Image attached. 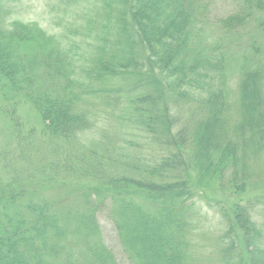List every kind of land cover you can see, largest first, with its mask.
Returning a JSON list of instances; mask_svg holds the SVG:
<instances>
[{"label": "trees", "instance_id": "1", "mask_svg": "<svg viewBox=\"0 0 264 264\" xmlns=\"http://www.w3.org/2000/svg\"><path fill=\"white\" fill-rule=\"evenodd\" d=\"M209 3L90 0L80 22L53 33L7 19L14 7L0 0V115L11 129L0 264H121L100 215L123 264H264V197L208 203L212 225L192 192L195 168L238 192L264 176L260 44L226 72L227 36L248 22L264 33V0H234L214 24ZM126 73V86L97 84ZM23 106L39 128L25 126ZM71 177L92 184L42 196Z\"/></svg>", "mask_w": 264, "mask_h": 264}, {"label": "rangeland", "instance_id": "2", "mask_svg": "<svg viewBox=\"0 0 264 264\" xmlns=\"http://www.w3.org/2000/svg\"><path fill=\"white\" fill-rule=\"evenodd\" d=\"M209 4V14L207 15L210 17L209 20L214 24L215 16H225L233 9L234 0H210ZM10 5L14 8L7 14V19H11V21L20 19L26 22H36L44 29L53 33H59L62 25L69 27L73 25L74 21L80 22L82 19L80 16L90 10V0H10ZM252 39H255L260 44L264 59V33L260 32L255 23L248 22L237 35L229 34L227 36L226 72L228 74L236 72L239 57ZM132 81H134L132 75L126 73L119 80H107L105 83L97 82V84L100 87L113 88L126 86ZM19 115L26 127H40L39 119L35 117L34 112L29 110L28 106L20 108ZM103 121H100L102 126L106 124ZM10 130L8 118L0 115V151L5 148ZM2 163L0 160V177L4 179L5 177H9L10 174H7V170L3 167ZM199 171L198 168H195L190 172L193 183L192 192L196 202L200 203L204 207V210L208 212L209 224L211 222L213 225L217 221L216 216L218 215H215L213 211L208 209V203L220 201L226 207L231 208L236 203L243 204L250 199L253 200L255 197H264V176L250 179L243 192H238L233 188L220 187L216 176L210 171ZM90 184L92 182L89 178L71 177L65 180L60 178L50 184L44 185L42 196L49 199L61 198L63 194L66 193L67 195V192H74L76 188ZM77 196V194L71 196L68 201L69 204H76L78 201ZM99 220L106 244L114 249L121 264H123V257L119 253L118 245L116 246L117 240L110 223L102 215L99 216Z\"/></svg>", "mask_w": 264, "mask_h": 264}]
</instances>
